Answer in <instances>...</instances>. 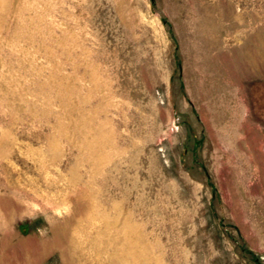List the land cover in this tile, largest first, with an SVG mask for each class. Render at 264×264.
Segmentation results:
<instances>
[{"label": "rangeland", "instance_id": "374dc122", "mask_svg": "<svg viewBox=\"0 0 264 264\" xmlns=\"http://www.w3.org/2000/svg\"><path fill=\"white\" fill-rule=\"evenodd\" d=\"M0 264H264V0H0Z\"/></svg>", "mask_w": 264, "mask_h": 264}]
</instances>
